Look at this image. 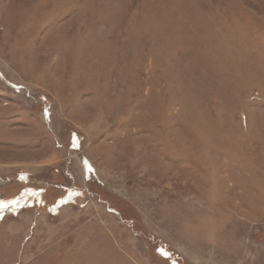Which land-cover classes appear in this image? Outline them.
<instances>
[{
	"label": "rangeland",
	"instance_id": "374dc122",
	"mask_svg": "<svg viewBox=\"0 0 264 264\" xmlns=\"http://www.w3.org/2000/svg\"><path fill=\"white\" fill-rule=\"evenodd\" d=\"M0 264H264V0H0Z\"/></svg>",
	"mask_w": 264,
	"mask_h": 264
},
{
	"label": "trees",
	"instance_id": "16d2710c",
	"mask_svg": "<svg viewBox=\"0 0 264 264\" xmlns=\"http://www.w3.org/2000/svg\"><path fill=\"white\" fill-rule=\"evenodd\" d=\"M18 195V194H17ZM35 198L32 194L30 193H22L20 196H18L13 202H11V205L13 207H19V206H23L21 208H27V207H33ZM19 208V209H21Z\"/></svg>",
	"mask_w": 264,
	"mask_h": 264
}]
</instances>
